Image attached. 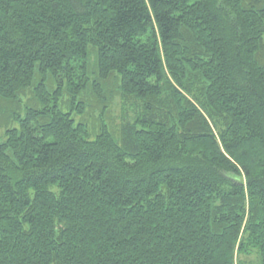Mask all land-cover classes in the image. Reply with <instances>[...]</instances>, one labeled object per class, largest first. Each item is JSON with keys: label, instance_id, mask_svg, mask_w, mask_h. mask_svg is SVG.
Here are the masks:
<instances>
[{"label": "trees", "instance_id": "trees-1", "mask_svg": "<svg viewBox=\"0 0 264 264\" xmlns=\"http://www.w3.org/2000/svg\"><path fill=\"white\" fill-rule=\"evenodd\" d=\"M0 264H264V0H0Z\"/></svg>", "mask_w": 264, "mask_h": 264}, {"label": "rangeland", "instance_id": "rangeland-1", "mask_svg": "<svg viewBox=\"0 0 264 264\" xmlns=\"http://www.w3.org/2000/svg\"><path fill=\"white\" fill-rule=\"evenodd\" d=\"M31 97V92L30 91H26L25 94L21 97L22 101L25 102L26 100H29V98ZM90 100V99H89ZM91 101V100H90ZM93 105L90 108V111L87 112V114H85L84 120L87 121L88 125L90 126V128H96L97 126V120L99 117V106L97 104H95L94 102H92ZM120 106H119V98L115 97V99L113 100L110 109H109V115H110V119L113 121L112 124H110V121L107 120L106 118V124L109 125L110 127L113 126V129L116 128V126L119 124V113H120ZM8 111V109H7ZM78 119V117H76ZM3 131V130H1Z\"/></svg>", "mask_w": 264, "mask_h": 264}]
</instances>
